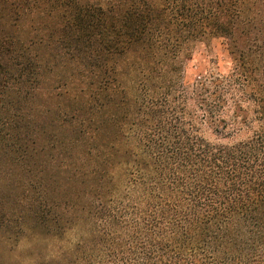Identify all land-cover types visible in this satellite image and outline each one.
<instances>
[{"label": "trees", "instance_id": "16d2710c", "mask_svg": "<svg viewBox=\"0 0 264 264\" xmlns=\"http://www.w3.org/2000/svg\"><path fill=\"white\" fill-rule=\"evenodd\" d=\"M0 180L64 264H264V0H0Z\"/></svg>", "mask_w": 264, "mask_h": 264}, {"label": "rangeland", "instance_id": "374dc122", "mask_svg": "<svg viewBox=\"0 0 264 264\" xmlns=\"http://www.w3.org/2000/svg\"><path fill=\"white\" fill-rule=\"evenodd\" d=\"M191 50L192 60L185 56L181 59L193 67L210 66L211 60H218L223 67L231 62L227 41L222 38H205L197 45L193 44ZM5 226L0 228V264H53L54 261L64 264L62 260L69 249L82 237L79 231L53 240L32 235L18 236L17 225Z\"/></svg>", "mask_w": 264, "mask_h": 264}]
</instances>
